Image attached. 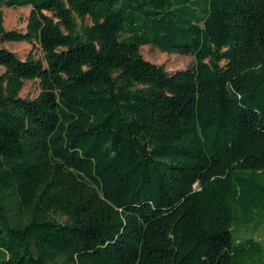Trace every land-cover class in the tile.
<instances>
[{"label":"trees","instance_id":"1","mask_svg":"<svg viewBox=\"0 0 264 264\" xmlns=\"http://www.w3.org/2000/svg\"><path fill=\"white\" fill-rule=\"evenodd\" d=\"M0 42L42 55L0 48V264H264V0H0Z\"/></svg>","mask_w":264,"mask_h":264},{"label":"rangeland","instance_id":"2","mask_svg":"<svg viewBox=\"0 0 264 264\" xmlns=\"http://www.w3.org/2000/svg\"><path fill=\"white\" fill-rule=\"evenodd\" d=\"M4 29L7 31L15 30L24 32L26 20L29 16L30 8H3ZM89 24V22H86ZM0 48H6L13 52L18 58L24 60L29 53H33L36 58H41L39 47L35 44L0 42ZM142 57L149 63L162 66L168 73L184 70L194 63L191 56H181L177 54H166L160 52L151 46H142L140 48ZM4 70L0 68V74ZM39 93L37 81H25L20 92V97L24 99H34ZM232 235L235 239L254 238L259 241L262 248L260 261L264 260V212L255 214L253 218L240 216L232 228Z\"/></svg>","mask_w":264,"mask_h":264}]
</instances>
